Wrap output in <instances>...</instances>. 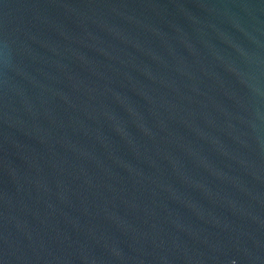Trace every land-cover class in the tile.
<instances>
[{
	"label": "water",
	"instance_id": "water-1",
	"mask_svg": "<svg viewBox=\"0 0 264 264\" xmlns=\"http://www.w3.org/2000/svg\"><path fill=\"white\" fill-rule=\"evenodd\" d=\"M0 264H264V0H0Z\"/></svg>",
	"mask_w": 264,
	"mask_h": 264
}]
</instances>
